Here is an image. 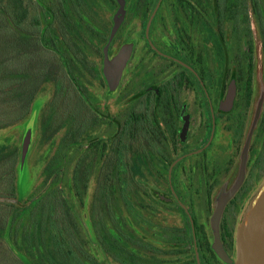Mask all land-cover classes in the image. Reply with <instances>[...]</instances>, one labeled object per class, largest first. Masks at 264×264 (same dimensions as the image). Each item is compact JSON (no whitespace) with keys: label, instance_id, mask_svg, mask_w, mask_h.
<instances>
[{"label":"trees","instance_id":"16d2710c","mask_svg":"<svg viewBox=\"0 0 264 264\" xmlns=\"http://www.w3.org/2000/svg\"><path fill=\"white\" fill-rule=\"evenodd\" d=\"M243 1L125 0L124 18L112 25L109 16L118 13V0H0V129L25 121L42 89L53 88L39 131L48 158L32 199L22 207L12 202L23 167L22 146L13 137L0 139V200H7L0 210L5 212L0 230L10 228L21 240L30 264H109L88 253L80 217L68 196L72 188L84 205L92 186L91 225L112 261L196 264L191 230L152 221L167 207L152 197L144 176L170 194L178 193L179 166H173L171 176L170 169L179 156L180 94L195 81L209 114L211 100L218 112L213 78L198 42L223 48L227 24L234 20L237 39L246 37L245 47L252 50ZM253 1L262 8L264 0ZM159 2L150 30L156 49L146 37V26ZM257 13L264 17V12ZM240 14L244 17L237 18ZM136 18L142 20L140 37L148 52L168 61L169 70L173 65L181 70L157 89L141 83L137 91L122 94L120 100L129 98L130 103L120 122L98 95L107 87L102 60L113 31L115 39ZM213 127L211 120L203 146ZM150 230L154 244L145 239ZM162 243L185 248L168 250ZM188 244L193 259L187 256Z\"/></svg>","mask_w":264,"mask_h":264},{"label":"rangeland","instance_id":"374dc122","mask_svg":"<svg viewBox=\"0 0 264 264\" xmlns=\"http://www.w3.org/2000/svg\"><path fill=\"white\" fill-rule=\"evenodd\" d=\"M243 2L244 3L241 5V10L248 16L247 20H250L252 39L254 41L255 47L258 49L256 55L259 63V49L262 45V42H264V20L261 21V28L258 27L259 15L257 12H264V4L262 5V8L259 9L258 2L253 0H245ZM118 9V13H113L109 16V22L112 25L120 23L125 15L124 5L121 7L120 0H118ZM240 17L244 16L241 14L237 15V18ZM260 17H262V15ZM171 20L169 18L170 23ZM233 23H235V21L230 20L227 24L225 32V45L223 48L218 47L219 45L213 43L212 41L201 44L200 41L198 42L200 49L205 55V69L213 78L211 89L215 100H217V104L219 105L217 113L220 114L221 118L217 123L215 121L214 124L216 125H214V134L210 140L209 146L201 153H197L196 151L202 148L200 146L204 144L203 139L207 135V138L209 137L211 124L208 103L202 95L199 84L195 81H193L191 86L184 87L180 94V101L183 105L181 115L183 117L187 116L190 118V127L188 130L189 135L186 138L187 141L183 143L181 141L176 142L178 153L185 152V150L191 151V154L183 162L184 166L189 167L192 166V164L196 161H201L203 159L206 160L205 156H207V159L218 158V160H220L222 163L225 161V151L223 149L226 144V124L224 115L225 112L229 111V109L226 107L225 97L227 88L231 85L230 79L228 80L226 78V67L228 61L227 55L231 54L230 52L226 54L225 49L227 47H233V55L231 56L235 58H243L244 55L247 54L244 46L242 45V39L240 42V40H238L236 37ZM151 24L149 27L148 39L154 46V43L151 39L152 34L150 32ZM141 29V18L134 19L133 22L126 28V30L115 39L112 38V40H110L109 44L104 49L102 69L103 75L107 81V87L105 90L103 89L104 91L100 89L98 91V95H103L104 103L109 109V114L114 115L115 118H117L120 122L125 116L124 113L127 110V106H129L128 103H130L129 98L124 101L120 100L122 94H126V92L130 91L131 89H136L137 91V88L141 83H146V85L150 86L151 89H157V86L161 85L163 82H166L168 78H173V76L178 74V72L181 70V68L176 65H173L172 69L169 70L168 68H170V65H168V61L161 59L151 52H148L145 41L140 37ZM164 38L168 39V37ZM164 69L169 71H165ZM170 74H172V76H170ZM52 94V86L46 85L36 97L32 107L33 111L25 121L13 127L0 129V139L13 137L18 142V144L22 146V153L24 143L27 136L29 135V142L23 160V167L18 174L17 197L16 199L12 200L13 203L21 207L32 199V193L34 191L35 185H38L40 181L42 167L48 158L46 147L39 141V131L42 111L46 104L51 100ZM178 126L180 131L183 126V119L178 121ZM204 154L205 156H202ZM178 174L182 175V173H177V175ZM144 177L145 185L151 190L153 196L163 195L167 201L171 200L169 195H166L169 194L166 186L162 185L159 187L156 185V180L153 177L148 176L147 178V175ZM92 192L93 186L90 188L89 195L85 197L84 205H81L80 201L73 194L72 188L68 189V193L70 194L68 196L70 197L74 210L79 215L80 222L82 223L83 241L84 239L87 241L86 249L88 250V253L93 255L98 262L103 263L107 261L109 264H117L104 253L95 237L91 225L90 207L93 196ZM5 202H7V200H0V210ZM167 208L159 211L158 215L152 218V221L154 223L166 225L170 228H179L183 226L178 211H175V209L173 211L170 205ZM4 213V211H0V215H3ZM151 232L152 230H150L149 233L145 235V239L147 242L154 244L156 241L154 237L150 235ZM12 234L13 233L11 232L10 228H7L5 231L0 230V264H30V260L26 255L25 249H23L21 240H16ZM161 246L162 248L168 250L171 248H185V246L181 245L169 246L166 243H162ZM187 251V256L190 257L189 259H193L191 244L187 245ZM161 258L166 260L176 259L175 257L168 255H162Z\"/></svg>","mask_w":264,"mask_h":264},{"label":"flooded vegetation","instance_id":"af4514ba","mask_svg":"<svg viewBox=\"0 0 264 264\" xmlns=\"http://www.w3.org/2000/svg\"><path fill=\"white\" fill-rule=\"evenodd\" d=\"M262 20L264 17L259 16L260 28ZM242 41L247 53L243 58L231 56L233 47L225 49L226 54H231L227 55L226 67V78L230 79L231 85L225 97L229 109L224 115L225 161L207 159L204 154L206 160L196 161L188 167L183 162L191 151L178 153L180 172L176 173H182L177 176L178 193L166 194L171 198L169 201L163 195H152L164 206L170 205L173 211H178L183 226L173 228L191 230L196 264V248L201 264L236 263V239L241 221L264 186V42L259 49L258 63L255 44L250 50L244 44L247 39ZM210 103L213 108L210 118L214 124L216 114L219 117L220 114L215 113L212 100ZM216 106L219 108L217 102ZM181 119L183 126L179 136L183 143L189 133L187 131L182 140L181 131L186 120L189 130L190 118L180 114ZM205 146L198 147L196 152L201 153Z\"/></svg>","mask_w":264,"mask_h":264},{"label":"water","instance_id":"95a60500","mask_svg":"<svg viewBox=\"0 0 264 264\" xmlns=\"http://www.w3.org/2000/svg\"><path fill=\"white\" fill-rule=\"evenodd\" d=\"M162 0H160L161 2ZM158 3L155 8L153 14L151 15L148 24L146 26V37L148 38L149 27L150 24L158 10L160 5ZM121 7L124 5V0H120ZM115 31H113L111 39L114 36ZM150 44L152 42L149 40ZM107 67V65H106ZM211 112L213 113V108L211 107ZM213 115V119H214ZM214 121V120H213ZM188 120H186L184 127L181 131V139L185 140L187 131H188ZM215 126L213 127L212 134L210 140L214 134ZM29 142V135L26 138L23 147L22 160H24L27 145ZM210 141L206 144L205 148L209 145ZM177 163V161L172 165L170 169V176L173 166ZM237 258L235 264H264V186L260 190V192L256 195V197L252 200L249 205L247 211L245 212L243 219L241 221L237 239ZM217 252L221 254L219 248H216ZM196 256H197V264L200 263L199 254L196 248Z\"/></svg>","mask_w":264,"mask_h":264}]
</instances>
